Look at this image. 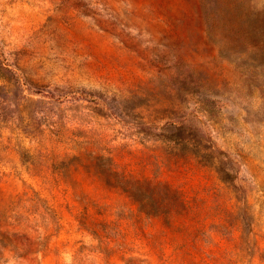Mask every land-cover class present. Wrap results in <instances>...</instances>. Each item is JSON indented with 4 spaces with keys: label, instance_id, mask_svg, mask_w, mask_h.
<instances>
[{
    "label": "rangeland",
    "instance_id": "374dc122",
    "mask_svg": "<svg viewBox=\"0 0 264 264\" xmlns=\"http://www.w3.org/2000/svg\"><path fill=\"white\" fill-rule=\"evenodd\" d=\"M264 0H0V264H264Z\"/></svg>",
    "mask_w": 264,
    "mask_h": 264
},
{
    "label": "trees",
    "instance_id": "16d2710c",
    "mask_svg": "<svg viewBox=\"0 0 264 264\" xmlns=\"http://www.w3.org/2000/svg\"><path fill=\"white\" fill-rule=\"evenodd\" d=\"M262 45H264V40L263 41H260L258 44L255 43L252 46L256 48V47H261Z\"/></svg>",
    "mask_w": 264,
    "mask_h": 264
}]
</instances>
